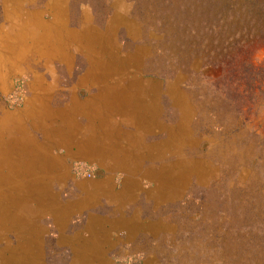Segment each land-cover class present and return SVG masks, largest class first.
Instances as JSON below:
<instances>
[{
  "label": "rangeland",
  "instance_id": "1",
  "mask_svg": "<svg viewBox=\"0 0 264 264\" xmlns=\"http://www.w3.org/2000/svg\"><path fill=\"white\" fill-rule=\"evenodd\" d=\"M12 1L0 0V34L5 36L13 30L6 20ZM51 1L21 0L22 10L42 11V19L47 21L52 19L46 12ZM64 3L66 10H70L69 28L78 31L85 28L102 35L104 65L110 62L120 69V77L109 79L110 86L119 83L123 93L130 80L136 81L137 92L148 97L141 99L137 93L132 100L141 101L139 107L142 103L145 106L142 112H148L159 122L153 128L147 127L146 122L142 129L138 127L132 142H122L126 147L136 144L139 155L145 157L141 158L147 159L144 167H152L154 172L159 171L160 165L165 167V172H158V177L167 178L165 185L154 192L162 195L158 205L147 194L156 185L154 179L137 176L139 202L134 208L146 206L152 212L148 217L144 208L143 219L153 225L155 233L141 241L151 250L133 251L129 242L124 246L126 252L109 250L104 254L108 264H264L262 243L252 244L249 228L251 222L259 223L258 214L248 204L255 145L248 135L249 129H237L234 114L215 92L213 83L220 70L207 63L206 56L216 57L217 46L213 35H202L203 19L196 14L190 18L181 16L182 12L177 15L175 8L184 4L182 0H65ZM112 56L116 57V63L111 61ZM86 63L80 53H74L70 71L62 61L50 63L49 66H57L55 85L64 88L65 83L78 82L86 72ZM31 66L35 73L5 75L7 83L0 78V116L2 110L16 112L24 107L32 96L33 74L37 77L44 73L45 80L52 81L48 76L51 69ZM63 76L68 78L59 79ZM79 85V99L105 88L103 84L91 90ZM122 93L101 98L105 112L113 115L119 133L124 135L135 127L122 121L127 120L123 116L125 105L131 102ZM25 126L35 137L40 135L29 123ZM155 143L163 147L149 154L148 148ZM60 164L64 181L70 177L77 182L76 186L62 187L63 201L76 199L83 188L91 189L101 181L111 182L119 190L127 176L122 169L109 171V161L99 164L65 160ZM84 171H90L91 176ZM240 186L244 187L241 193L237 189ZM90 207L73 215L70 229L85 225L90 214L103 215L99 209ZM41 224L46 229L43 264H70L71 248L57 246L59 229L49 217L43 218Z\"/></svg>",
  "mask_w": 264,
  "mask_h": 264
},
{
  "label": "bare ground",
  "instance_id": "2",
  "mask_svg": "<svg viewBox=\"0 0 264 264\" xmlns=\"http://www.w3.org/2000/svg\"><path fill=\"white\" fill-rule=\"evenodd\" d=\"M64 1L49 2L46 12L52 19L44 21L42 11L24 12L21 0H13L12 7L6 12V20L11 22L13 30L6 36L0 34V78L4 83H7V79L3 78L5 75L35 70L32 64L52 71L49 70L51 74L48 75L52 77L51 82L45 80L44 73L37 77L33 74L32 97L20 110H2L0 116V264H43V236L46 229L41 224V217L46 213L51 215L59 229V249L63 246L71 248L70 264H108L104 254L109 250L126 252L124 246L129 242L133 251L151 250L145 242L141 243L144 237L155 233L153 225L143 219V209L147 208L148 211L149 208H134L139 202L137 176L154 179L156 185L147 194L158 205L162 195L154 192L165 185L167 178L158 177L160 172H165V167L158 166L159 173L154 172L152 167H144L147 159L139 155L140 149L136 148V144L126 147L122 142H132L138 127L142 129L146 122L147 127L152 128L159 122L155 119V123L148 112H142L145 106L142 103V107H139L141 101L132 100L137 93L141 99L148 97L137 92L136 81L130 80L123 93L119 83L110 86L109 79L119 76L120 69L110 62L104 65L106 57L101 45L102 35L85 28L82 31L69 28L70 10H66ZM74 53L82 54L88 64L78 84H88L90 90L102 84L105 88L89 95L86 102L77 101L70 113L62 114L61 127L56 130L59 115L48 101L58 91L53 80L57 77V66L49 64L59 60L70 71ZM111 61L116 63V57L112 56ZM26 62H29L27 66ZM118 92L131 98V102L124 106L127 110L123 116H127V120L122 121L130 122L135 130L124 135L119 133L113 115L105 112L106 106L101 98ZM79 117L85 118L86 122ZM26 123L41 135V139L30 133ZM83 127L91 131L86 139L77 135ZM97 137L103 141L99 146L94 140ZM167 142H162L163 146ZM59 144L65 150L75 145L77 151L74 154L78 156L96 158L102 152V159L110 163L109 171L122 169L127 173L122 187L117 190L111 182H96L91 189L83 188L82 195L64 207L60 205L54 186L61 185L64 175L59 172V158L47 149V146ZM163 146L155 143L148 148L149 154ZM90 206L102 211L103 215L90 214L85 225L76 230L70 229V217ZM146 214L150 217L152 212ZM121 233L124 235L120 236Z\"/></svg>",
  "mask_w": 264,
  "mask_h": 264
},
{
  "label": "trees",
  "instance_id": "3",
  "mask_svg": "<svg viewBox=\"0 0 264 264\" xmlns=\"http://www.w3.org/2000/svg\"><path fill=\"white\" fill-rule=\"evenodd\" d=\"M182 2L175 13L187 18L196 14L203 19L202 35L215 37L217 55L206 56L207 63L220 70L213 83L215 92L234 114L237 129H249L255 145L248 204L259 223L251 222L249 228L252 244L261 242L264 248V0ZM243 188L238 187V192Z\"/></svg>",
  "mask_w": 264,
  "mask_h": 264
},
{
  "label": "crops",
  "instance_id": "4",
  "mask_svg": "<svg viewBox=\"0 0 264 264\" xmlns=\"http://www.w3.org/2000/svg\"><path fill=\"white\" fill-rule=\"evenodd\" d=\"M63 78L64 79L65 78L67 79L68 77L63 76V77H60L59 79H63ZM65 85H67V86H65L64 88L63 87H57L58 88V91L57 92H54V94L52 95V97H51V95L49 96V98L51 97V100L48 101L49 102V106L50 107L52 106L51 108L53 110H56L57 113H58V115H59V122L56 125V130H58L61 127V122H62L61 118H63L62 116L64 115V113H67V112L70 113L72 111V106H74L77 103V101H79V102H83V101L86 102V99L89 97L88 96L87 98H85V100L84 99H78V96H77L78 95L77 94L78 90L77 89H78V86H81V85L78 84L77 80L75 82L74 81H71V83H65ZM83 85L87 86L88 89L90 87L88 84H83ZM31 87H32V85H30V90H31ZM65 89L67 91H65ZM61 110H63V111H61ZM73 111H75V109H73ZM9 112H11V111H9ZM79 119L81 121L86 122V119L85 118L79 117ZM100 134L102 135L103 134V131ZM77 135L80 138L86 139L89 135H91V131H90L89 128L83 127V128H81V130L78 132ZM37 137H40V135H37ZM94 140L98 143V146L103 143V141L99 137L95 138ZM68 148H69V150H68ZM47 149L54 156H57L59 158V162H64L66 160V162H70V161H83V162H86V163L105 164V162L108 161V160H105L104 158H103L104 159V161H103V159H102V157H103L102 154L103 153L102 152L99 153L100 155L98 154L99 156H97L96 158L95 157H89V156H87V157L86 156H78V155L74 154L77 151V148L75 147V145H72L70 147H67L66 150L60 144L59 145H50V146H47ZM65 174H66L65 177H67V173H65ZM69 184L76 186L77 185V182L75 183L73 181V179H71L69 177L68 180L63 181L61 183V185H60V183L58 185H56L55 186V189H54V193L55 194H58V197L60 198V205H62V206L63 205L65 206V205L68 204L69 201H72L70 199L69 200H66V201L61 200V197H62L61 189H62V187H66ZM60 208H62V207H60ZM82 211H83V209H82ZM81 212H78V213L80 214ZM46 217H49V219H51L52 222H53V224H54L53 218L50 215H48V214H45L41 218H46ZM72 217L73 216L70 217V221L72 220ZM54 226H55V224H54ZM44 238H45V236H44Z\"/></svg>",
  "mask_w": 264,
  "mask_h": 264
},
{
  "label": "built area",
  "instance_id": "5",
  "mask_svg": "<svg viewBox=\"0 0 264 264\" xmlns=\"http://www.w3.org/2000/svg\"><path fill=\"white\" fill-rule=\"evenodd\" d=\"M84 174L87 175V176H91V172L90 171H84Z\"/></svg>",
  "mask_w": 264,
  "mask_h": 264
}]
</instances>
